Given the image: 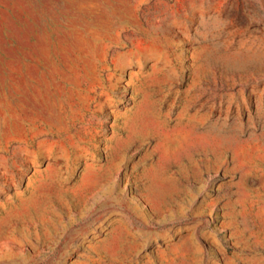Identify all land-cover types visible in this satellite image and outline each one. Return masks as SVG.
<instances>
[{
    "label": "rangeland",
    "instance_id": "374dc122",
    "mask_svg": "<svg viewBox=\"0 0 264 264\" xmlns=\"http://www.w3.org/2000/svg\"><path fill=\"white\" fill-rule=\"evenodd\" d=\"M0 264H264V0H0Z\"/></svg>",
    "mask_w": 264,
    "mask_h": 264
}]
</instances>
